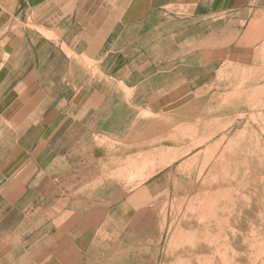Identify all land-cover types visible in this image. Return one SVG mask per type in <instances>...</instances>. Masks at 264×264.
Wrapping results in <instances>:
<instances>
[{"label": "crops", "instance_id": "0c3cea01", "mask_svg": "<svg viewBox=\"0 0 264 264\" xmlns=\"http://www.w3.org/2000/svg\"><path fill=\"white\" fill-rule=\"evenodd\" d=\"M244 93L257 113L264 0H0V264H162L157 140L231 103L254 140Z\"/></svg>", "mask_w": 264, "mask_h": 264}, {"label": "rangeland", "instance_id": "374dc122", "mask_svg": "<svg viewBox=\"0 0 264 264\" xmlns=\"http://www.w3.org/2000/svg\"><path fill=\"white\" fill-rule=\"evenodd\" d=\"M226 95L227 103L235 96ZM250 95L243 96L249 114L243 117L260 124L254 140L245 128L242 141L240 135L235 137L233 103L225 118L211 117L210 123L200 118L194 138L180 123L178 138L157 140L162 146H177L178 153L171 155L158 144L161 154L154 163L165 165L178 158L179 164L178 195L158 206L165 228L162 264H264V103L259 93L257 113L250 114ZM210 96L215 102L218 93Z\"/></svg>", "mask_w": 264, "mask_h": 264}, {"label": "bare ground", "instance_id": "6f19581e", "mask_svg": "<svg viewBox=\"0 0 264 264\" xmlns=\"http://www.w3.org/2000/svg\"><path fill=\"white\" fill-rule=\"evenodd\" d=\"M167 118H168V117H167ZM164 119H165V117H164ZM172 123H173V122H172ZM174 123H175V122H174ZM172 125H173V124H172ZM179 126H180V125H179ZM179 126L177 125L176 128L178 129ZM169 127H170V126H169ZM182 127H183V126H182ZM186 127H187V126H186ZM172 128H174V127H172ZM165 129H166V128H165ZM179 129H180V127H179ZM179 129H178V130H179ZM163 131H165V130H163ZM185 131H186V130H185ZM186 132H187V131H186ZM183 133H185V132H183Z\"/></svg>", "mask_w": 264, "mask_h": 264}]
</instances>
